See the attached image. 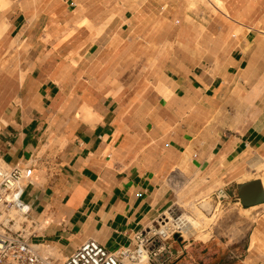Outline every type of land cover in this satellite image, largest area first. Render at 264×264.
<instances>
[{
  "label": "crops",
  "instance_id": "0c3cea01",
  "mask_svg": "<svg viewBox=\"0 0 264 264\" xmlns=\"http://www.w3.org/2000/svg\"><path fill=\"white\" fill-rule=\"evenodd\" d=\"M205 1L215 12L200 0L1 11L0 161L34 166L22 197L33 244L59 259L90 239L115 251L179 202L211 200L239 238L203 246L264 264V203L238 193L264 175V26L246 0ZM192 247L170 264H213Z\"/></svg>",
  "mask_w": 264,
  "mask_h": 264
},
{
  "label": "built area",
  "instance_id": "2783aa9c",
  "mask_svg": "<svg viewBox=\"0 0 264 264\" xmlns=\"http://www.w3.org/2000/svg\"><path fill=\"white\" fill-rule=\"evenodd\" d=\"M33 168L32 165H5L0 169V264H139L144 252L151 264H170L173 254L168 243L183 237L179 226L173 224L170 230L162 216L152 227L136 235L130 246L110 251L90 239L62 263L44 256L38 245L30 241L33 221L22 198L32 182ZM174 220L177 222L179 217Z\"/></svg>",
  "mask_w": 264,
  "mask_h": 264
},
{
  "label": "rangeland",
  "instance_id": "374dc122",
  "mask_svg": "<svg viewBox=\"0 0 264 264\" xmlns=\"http://www.w3.org/2000/svg\"><path fill=\"white\" fill-rule=\"evenodd\" d=\"M7 1L9 2V4L7 6L13 5L14 0H7ZM200 1H202L205 5H207L211 9V11L215 12L214 8L207 1H205V0H200ZM222 1H223L224 5L228 7L231 5H237L242 0H222ZM246 1H247V4L250 5V8H252L251 14L254 15V18H256V20L258 21V23H260L261 26H264V0H246ZM2 10H0V14H1ZM206 202L207 203L209 202L210 205L204 209L203 206L206 204ZM193 207L199 208L200 210H202V212L205 215H207L209 218H211V220L208 221V226L206 229V231L208 232V234H210L211 237H209V239L206 242H208L210 240L211 241L214 240V241L219 243L220 241L224 242V240H230V239L236 240L239 238L238 232L229 231V229H228V224H230L231 221L228 220V218L225 214L226 213L225 209L222 206H220V203L217 204L215 207V205L212 203L211 200H199V201H192V202H188V203L187 202H181V203L179 202L178 205H175V207L170 209L171 213L168 212L165 215L164 221L165 220L168 221L169 217H173L174 219L176 217H181L184 210L191 212V210L193 211ZM209 210H211V211L208 212ZM181 234H182L183 238L178 237L177 239L171 240L168 243L172 247V250L173 249L179 250L180 248H183V246L188 245L189 243H192L194 246L195 245L197 246V249L195 247L191 248L192 251H194V253H196V256H199L197 259H213V261H214L213 264H226L227 259H231L229 257L233 253L232 248H226V249L213 248L210 243H208V246H206V245L203 246V243H206V242L201 241V238L198 239L197 234L189 237L188 239H186V238L189 235H187L185 232H184V234H185L186 238L183 236V233H181ZM201 246L203 248H201ZM174 247H176V248H174ZM196 250L199 251L198 252L199 254L196 252ZM43 253L45 255L50 256V257H54L56 259H59L57 254L52 255L50 252H46V251H44ZM63 261L64 260L61 259L60 263H62Z\"/></svg>",
  "mask_w": 264,
  "mask_h": 264
},
{
  "label": "bare ground",
  "instance_id": "6f19581e",
  "mask_svg": "<svg viewBox=\"0 0 264 264\" xmlns=\"http://www.w3.org/2000/svg\"><path fill=\"white\" fill-rule=\"evenodd\" d=\"M8 4H9V2L7 0H0V10L8 7L7 6ZM5 30H6L5 22L4 21H0V38L3 36ZM85 113H86V116L89 117L91 115L90 109L85 110ZM262 116H264V115H262ZM251 121H252V119H251ZM2 167H5V164L0 161V169ZM259 169H264V166H261ZM261 171H264V170H261ZM261 177H262V184H264V175H262ZM209 205H210V203L206 202V204L203 206L204 209L207 208ZM211 210H209L208 212H210ZM164 217H162L161 219H164ZM210 220H211V218H209L207 215H205L202 212V210H200L197 207H193V211L191 210V212H189L187 210H184V212L182 213V216L179 217V220L177 222H174L175 220L173 219V217H169L168 221L165 220L164 222H167V227H169L170 230H172L173 224H177L179 226V228L181 229V233H183L184 237H185L184 232L187 235H189L187 238L185 237L186 239H188L189 237L197 234L198 239L201 238V241L206 242L209 239V237H211L210 234H208V232L206 231L207 226H208V221H210ZM251 244H252V241H251ZM251 244H250V246H251ZM37 248L41 249L43 252L44 251L50 252L52 255L56 254V250H54V249H52V248H50L48 246H44L43 245V246H38ZM42 251H41V253L44 256L50 257L48 255H45ZM51 258H53V257H51ZM53 259H56V258H53ZM56 260H61V259H56ZM139 264H148V254H147V252H144L142 254V257L140 258Z\"/></svg>",
  "mask_w": 264,
  "mask_h": 264
},
{
  "label": "water",
  "instance_id": "95a60500",
  "mask_svg": "<svg viewBox=\"0 0 264 264\" xmlns=\"http://www.w3.org/2000/svg\"><path fill=\"white\" fill-rule=\"evenodd\" d=\"M240 201L248 208L264 203V186L260 181H254L238 187Z\"/></svg>",
  "mask_w": 264,
  "mask_h": 264
}]
</instances>
